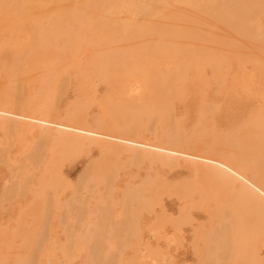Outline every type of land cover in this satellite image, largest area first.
I'll use <instances>...</instances> for the list:
<instances>
[{
  "label": "rangeland",
  "instance_id": "rangeland-1",
  "mask_svg": "<svg viewBox=\"0 0 264 264\" xmlns=\"http://www.w3.org/2000/svg\"><path fill=\"white\" fill-rule=\"evenodd\" d=\"M13 1L22 10L11 7L10 0L0 1V9L5 5L0 10V264H264V134H257L258 123H264V41L252 45L253 35L238 24L235 34L230 33L235 28L224 27V32L216 22L213 29L207 26L211 22L204 26V16L194 6L211 0ZM220 1L215 5L223 15L228 0ZM9 33L19 42L11 41ZM60 52L65 60L57 56ZM218 71L222 78H216ZM167 146H172L169 153ZM240 195L249 201L238 203ZM237 224L243 229L237 244L226 255L219 252V235L231 240Z\"/></svg>",
  "mask_w": 264,
  "mask_h": 264
},
{
  "label": "bare ground",
  "instance_id": "bare-ground-1",
  "mask_svg": "<svg viewBox=\"0 0 264 264\" xmlns=\"http://www.w3.org/2000/svg\"><path fill=\"white\" fill-rule=\"evenodd\" d=\"M0 1H1V0H0ZM11 1H13V0H10V2H11ZM21 1H23V0H21ZM21 1H20V3H21ZM32 1H33V0H32ZM37 1H38V0H37ZM41 1H42V0H41ZM41 1H40V3H41ZM82 1H83V0H82ZM146 1H147V0H146ZM148 1H149V0H148ZM165 1H166V0H165ZM165 1H163V2H165ZM183 1H184V0H183ZM190 1H192V0H190ZM190 1H188V2H190ZM195 1H197V0H195ZM203 1H205V0H203ZM208 1H209V0H208ZM219 1H220V0H219ZM4 2H5V1H4ZM13 2H14V1H13ZM13 2H11V4H10L11 7H12ZM30 2H31V1H30ZM35 2H36V1H33V3H35ZM43 2H45V0H44ZM50 2H52V1H50ZM50 2H49V3H50ZM75 2H76V1H75ZM150 2H151V0H150ZM150 2H149V3H150ZM154 2H161V3H162V0H154ZM168 2H170V1H168ZM171 2H172V0H171ZM171 2H170V3H171ZM175 2H176V0H175ZM179 2H181V1H179ZM188 2H187V3H188ZM206 2H207V1H206ZM216 2H218V0H211V2L209 1L207 4L203 5L204 7H201V6H199V4H196L197 2L195 3L196 5H195L194 7H197V9L194 8V11H195V10H198L199 13L201 12V13L203 14V16H204V17H203V19H204V24H203V21H202V24H203L204 26H205V22H207V23H210V22H211V23H210V26L206 24V25L211 29L212 27L215 28V27H216L215 24L218 23V26H219L218 29H220V28H221L220 26H222V27H223L222 29H223V31L225 32L227 29H224V27H225V28L230 27V28L233 29V28H235V25L237 26V24H238L239 26H240V25L242 26L243 31H246V32H247V33H246L247 35H248V33H250V34L253 35V36H252L253 38L251 37L252 40H253V43L249 40L250 43H251L252 45H253V44L256 45V44H258V43H262V42L264 41V3H263V5H262V4H260L257 0H228V1H226L227 5H228V8H227V7L224 8V9L227 8V9H228V12H226L227 10H223L222 13L226 12V14L224 13L225 15H224V14L221 15V14H220V11H219V7H217L216 5H219V6H220V5H222V4H221V3H220V4H216ZM220 2H222V0H221ZM224 2H225V1H223V3H224ZM5 3H7V2H5ZM23 3H24V2H23ZM33 3H32V4H33ZM56 3H57V2H56ZM71 3H72V2H71ZM152 3H153V2H152ZM198 3H200V2L198 1ZM226 3H224V5H225ZM0 4H1V2H0ZM3 4H4V3H3ZM14 4H15V2H14ZM14 4H13V6H14ZM26 4H27V3H26ZM28 4H30V3L28 2ZM43 4H45V3H43ZM59 4H60V2L58 3V5H59ZM147 4H148V3H147ZM164 4H165V3H164ZM179 4H181V3H179ZM185 4H186V3H185ZM189 4H190V3H189ZM193 4H194V3H193ZM201 4H202V3H201ZM215 4H216V5H215ZM8 5H9V3H8ZM18 5H19V4H18ZM22 5H23V4H22ZM60 5H61V4H60ZM74 5H75V4H74ZM151 5H153V4H150V6H151ZM186 5H187V4H186ZM227 5H226V6H227ZM41 6H42V5H41ZM45 6H46V5H45ZM53 6H55V5H53ZM179 6H180V5H178L177 7H179ZM4 7H5V5L2 7V9H3ZM8 7H9V6H8ZM21 7H22V6H21ZM21 7L19 6L18 10H19ZM30 7H31V6H30ZM30 7H29V8H30ZM55 7H56V6H55ZM55 7H53V8H55ZM153 7H154V5H153ZM159 7H161V6H159ZM162 7H163V6H162ZM172 7H174V5H172ZM185 7L187 8V6H185ZM222 7H223V6H222ZM0 8H1V7H0ZM9 8H10V7H9ZM9 8H8V11H9ZM13 8H15V10H16V5H15ZM32 8H34V7H32ZM32 8L30 9L31 11H32ZM56 8H57V7H56ZM59 8H60V7H59ZM77 8H78V7H77ZM111 8H112V7H111ZM186 8H184V9H185L184 12L188 10V8H187V10H186ZM191 8H192V2H191ZM2 9H0V10L2 11ZM35 9H36V8H35ZM35 9H34V10H35ZM41 9H43V8H41ZM41 9H40V10H41ZM57 9H58V8H57ZM73 9H74V8H73ZM168 9H170L169 5H168ZM178 9H183V8L180 7V8H178ZM178 9H176V10L179 11ZM10 10H11V8H10ZM15 10H14V11H15ZM18 10H16V11H18ZM21 10H22V8H21ZM26 10H27V9H25L24 12H25ZM53 10H54V9H53ZM53 10H51L50 13L53 12ZM176 10L174 9V12L177 13V14L179 15V13L176 12ZM11 11H12V10H11ZM11 11H10L9 13H11ZM16 11H15V12H16ZM54 11H56V9H55ZM60 11H61V10H60ZM74 11H75V10H74ZM15 12H14V13H15ZM24 12H23V14H24ZM27 12H28V10H27ZM76 12H77V11H76ZM76 12H75V13H76ZM78 12H79V11H78ZM78 12H77V13H78ZM179 12H180V11H179ZM188 12H189V11H188ZM192 12H193V11H192ZM6 13H7V12H6ZM14 13H13V15H14ZM19 13H20V11H19L18 13H16V14H19ZM50 13H49L48 15L45 14L44 16L47 15V17L49 18V17H51V16H49V15L52 14V13H51V14H50ZM60 13H62V12H60ZM160 13H161V12H160ZM199 13H197V14H199ZM21 14H22V13H21ZM21 14H20V16H26V15H21ZM35 14H36V11H35ZM38 14H39V13H38ZM38 14H37V15H38ZM42 14H43V13H42ZM78 14H79V13H78ZM78 14H77V16H78ZM184 14H185V13H184ZM186 14H187V13H186ZM193 14H195V12H193ZM7 15H8V14H7ZM29 15H30V14H29ZM29 15H28V16H29ZM59 15H61V14H59ZM82 15H83V14H82ZM220 15H221V16H220ZM3 16H4V15H3ZM3 16H2V18H3ZM9 16H10V15H9ZM16 16H17V15H16ZM20 16H18V17H20ZM54 16L57 17V15H55V14H54ZM61 16H62V15H61ZM120 16H121V15H120ZM169 16H170V15H169ZM197 16H200V15H197ZM56 17L53 18V19H56V20H57L58 17H57V18H56ZM73 17H74V16H73ZM161 17H162V16H161ZM182 17H183V16H182ZM186 17L189 18L190 15H189V16H186ZM7 18H8V17H7ZM29 18H30V17H29ZM41 18H43V17H41ZM48 18H47V19H48ZM63 18H65L64 15H63V17L61 18V20H62ZM201 18H202V16H201ZM13 19H14V18H13ZM20 19H22V18H20ZM20 19H18V20H20ZM45 19H46V18H45ZM51 19H52V18H51ZM51 19H50V21H51ZM53 19H52V21H53ZM80 19H81V16H80ZM80 19H79V20H80ZM82 19H83V18H82ZM175 19H176V18H175ZM191 19H192V18H191ZM191 19H190V20H191ZM9 20H10V19H9ZM23 20H24V18H23ZM23 20H20V21H23ZM31 20H33V19L31 18ZM43 20H44V19H43ZM43 20L41 19V21H43ZM58 20H60V18H59ZM58 20H57V21H58ZM77 20H78V19H77V17H76V21H77ZM124 20H125V19H124ZM166 20H168V18H167ZM179 20H180V19H179ZM197 20H198V19H197ZM7 21H8V20H7ZM14 21H15V20H14ZM20 21H19V22H20ZM45 21H47V20H45ZM67 21H68V20H67ZM76 21H75V22H76ZM186 21L188 22V20H186ZM192 21H194V20H192ZM16 22H17V21H16ZM65 22H66V21L63 20V23H62L63 25H62V26L65 25ZM195 22H196V20H195ZM215 22H216V23H215ZM17 23H18V22H17ZM26 23H27V22H26ZM28 23H29V21H28ZM48 23H49V22H48ZM52 23H53V22H52ZM55 23H56V22H55ZM58 23H60V22L58 21ZM84 23H85V22H84ZM84 23H83V26L86 25V24L84 25ZM141 23H142V22H140V24H141ZM155 23H157V22H155ZM177 23H178V22H177ZM184 23H185V22H184ZM198 23H199V22H198ZM200 23H201V22H200ZM200 23H199V24H200ZM212 23H215V24L212 26ZM8 24H9V22H8ZM12 24H13V23H12ZM32 24L34 25V21H33ZM32 24H31V25H32ZM44 24H45V23H44ZM46 24H47V23H46ZM49 24H50V23H49ZM185 24H186V23H185ZM3 25H4V24H3ZM20 25H22V24L20 23ZM20 25H19V27H20ZM27 25H28V24H27ZM27 25H26L25 27H27ZM29 25H30V23H29ZM31 25H30V27H31ZM42 25H43V24H42ZM50 25H51V24H50ZM81 25H82V24H81ZM81 25H80V26H81ZM190 25H191V24H190ZM23 26H24V25H23ZM34 26H36V25H34ZM67 26H68V25H67ZM141 26H142V25H141ZM182 26H184V25H182ZM200 26H202V25H200ZM200 26L198 25V27H200ZM233 26H234V27H233ZM239 26H237V27H239ZM0 27H1V26H0ZM17 27H18V24H17ZM19 27H18V29H20ZM44 27H46V25H45ZM54 27H55V26H54ZM142 27H145V23H144V26H142ZM166 27H167V26H166ZM166 27H165V28H166ZM172 27H173L174 29H177V28L174 27L173 25H172ZM9 28H10V27H9ZM23 28H24V27H23ZM48 28H49V27H48ZM62 28H63V27H62ZM62 28H61V29H62ZM87 28H88V26H87ZM165 28H164V30H165ZM181 28H183V27H181ZM184 28H185V27H184ZM184 28H183V30H187V29H188V28H186V29H184ZM200 28H201V27H200ZM200 28H199V30H200ZM230 28H229V29H230ZM239 28H240V27H239ZM10 29H11V28H10ZM12 29H14V26H13ZM12 29H11V31L13 32ZM27 29H28V28H27ZM27 29H26V30H27ZM52 29H53V28H52ZM52 29H51V30H52ZM58 29H59V28H58ZM58 29L55 28V30H58ZM61 29H60V30H61ZM65 29H66V26H65ZM65 29H63V30H65ZM78 29H79V26H78ZM88 29H89V28H88ZM171 29H172V28H171ZM193 29L195 30V28H193ZM196 29H197V28H196ZM212 29H213V28H212ZM7 30H8V29H7ZM16 30H17V29H16ZM29 30H30V29H29ZM38 30H39V29H38ZM73 30H74V28H73ZM80 30H81V28H80ZM80 30H79V31H80ZM89 30H90V29H89ZM188 30H189V29H188ZM205 30H206V28H205ZM230 30H231V29H230ZM3 31H4V30H3ZM8 31H9V30H8ZM8 31H7V32H8ZM18 31H19V30H17V32H18ZM30 31H31V30H30ZM30 31H29V32H30ZM32 31H33V30H32ZM65 31L67 32V30H65ZM68 31H69V30H68ZM75 31H76V30H75ZM86 31H87V30H86ZM176 31H177V30H176ZM209 31H210V30H209ZM221 31H222V30H221ZM221 31H220V32H221ZM235 31H236V28H235L234 32H230V33L235 34ZM240 31H241V30H240ZM5 32H6V30H5ZM33 32H34V31H33ZM41 32H42V31H41ZM52 32H54V31H52ZM63 32H64V31H63ZM71 32H72V30L70 29V33H71ZM77 32H78V31H77ZM77 32H75V33H77ZM87 32H88V31H87ZM102 32H103V31H102ZM102 32H101V33H102ZM130 32H131V31H130ZM160 32H161V31H160ZM168 32H169V31H168ZM170 32H171V31H170ZM183 32H184V31H183ZM188 32H189V31H188ZM188 32H187V33H188ZM18 33L22 34L20 31H19ZM35 33H36V31L34 32V34H35ZM57 33H58V32H57ZM60 33H61V31H60ZM84 33H85V31H84ZM88 33H89V32H88ZM184 33H185V32H184ZM184 33H183V34H184ZM195 33H196V32H194V34H195ZM237 33H238V31H237ZM31 34H33V33L30 32L29 35H31ZM38 34H39V32H38ZM52 34H53V33H52ZM73 34H74V33H73ZM79 34H80V33H79ZM104 34H105V33H104ZM107 34H108V33H107ZM111 34H113V33H111ZM160 34H161V33H160ZM176 34H177V33H176ZM181 34H182V33H181ZM183 34L180 35V36H183ZM189 34H190V33H189ZM191 34H192V33H191ZM214 34H217V33L214 32ZM226 34H228V33H226ZM239 34L241 35V32H239ZM244 34H245V33H244ZM250 34H249V35H250ZM12 35L15 36V33L13 32ZM36 35H37V34H36ZM54 35H56V32L54 33ZM58 35H59V34H58ZM62 35H63V34H62ZM66 35L68 36L69 34L66 33ZM85 35H87V34H85ZM165 35H166V34H165ZM219 35H220V34H219ZM242 35H243V34H242ZM20 36H21V35H20ZM20 36H19V38H20ZM34 36H35V35H34ZM39 36H40V35H39ZM45 36H47V35H45ZM59 36H61V34H60ZM75 36H76V35H75ZM75 36H74V37H75ZM78 36H79V35H77V37H78ZM166 36H167V35H166ZM185 36H187V35H185ZM194 36H196V37H193V39H194V38L196 39L197 37H199V36L196 35V34H195ZM213 36H214V35H213ZM231 36H232V35H231ZM231 36H230V37H231ZM236 36H237V35H236ZM17 37H18V36L16 35V37H14V39H13V38L11 39V34L9 33V38H10L11 41H13V40H14V41H17V39H16ZM30 37H32V36H30ZM35 37H36V36H35ZM37 37H38V35H37ZM69 37H70V36H69ZM100 37H101V36H100ZM189 37H190V36H189ZM230 37H228V38H230ZM4 38H6V37H4ZM33 38H34V37H33ZM33 38H32V40H33ZM44 38H45V37H44V35H43V38H41V39H44ZM61 38H62V37H61ZM79 38H80V37H79ZM83 38H84V37H83ZM158 38H159V37H158ZM160 38H161V37H160ZM181 38H182V37H181ZM214 38H215V37H214ZM231 38H232V37H231ZM231 38H230V39H231ZM238 38H239V36H238ZM7 39H8V38H7ZM15 39H16V40H15ZM20 39H21V38H20ZM36 39H37V38H36ZM38 39L40 40V38H38ZM165 39H166V38H165ZM168 39H169V38H168ZM176 39H177V38H176ZM176 39H173V40L175 41ZM183 39H185V38H183ZM183 39H182V40H183ZM193 39H192V40H193ZM199 39H200V37H199ZM199 39H198V40L196 39V40H197L196 42H198ZM233 39H234V38H233ZM247 39H248V38H247ZM22 40H23V39H22ZM22 40H21V44L24 45L25 43L23 44L24 41H22ZM27 40H28V39H27ZM27 40L25 41L26 43H27ZM85 40H86V39H85ZM85 40H84V41H85ZM158 40H159V39H158ZM158 40H157V41H158ZM161 40H162V39H161ZM180 40H181V39H180ZM228 40H229V39H228ZM0 41H1V40H0ZM7 41H8V40H7ZM28 41H29V40H28ZM30 41H31V40H30ZM73 41H74V39H73ZM81 41H82V40H81ZM165 41H166V40H165ZM2 42H4V41H1V43H2ZM9 42H10V41H9ZM9 42H8V43H9ZM17 42H19V40H18ZM17 42H16V44H17ZM33 42H35V41H33ZM42 42H43V40H42ZM42 42H40V43H42ZM55 42H56V41H55ZM76 42H77V41H76ZM98 42H99V41H98ZM163 42H164V40H163ZM168 42H169V40H168ZM192 42H194V41H192ZM233 42H234V40H233ZM5 43H7V42H5ZM11 43L13 44V42H10V44H9L10 46L8 45L10 48H11ZM14 43H15V42H14ZM30 43H31V42H30ZM35 43H36V42H35ZM37 43H38V41H37ZM45 43H47V44L49 45L48 42H45ZM50 43H51V42H50ZM56 43H57V42H56ZM56 43H55V44H56ZM65 43L67 44L68 42L65 41ZM160 43H161V42H160ZM166 43H167V42H166ZM166 43H165V44H166ZM172 43H173V42H172ZM174 43H175V42H174ZM194 43H195V42H194ZM199 43H200V42H199ZM199 43H196V44H198V46L195 44V46H197L198 49H199V46H200ZM236 43H237V42H236ZM242 43H243V42H242ZM245 43H246V42H245ZM2 44H3V43H2ZM21 44H18V45L22 46ZM32 44H33V43H32ZM66 44H65V45H66ZM161 44H162V43H161ZM161 44H160V47L163 45V44H162V45H161ZM177 44H178V42H177ZM248 44H249V43H248ZM25 45H26V44H25ZM27 45H28V43H27ZM30 45H31V44H29V46H30ZM42 45H43V43H42ZM44 45H45V44H44ZM57 45H58V44H57ZM57 45H56V46H57ZM71 45H72V44H71ZM85 45H86V43H85ZM103 45H104V44H103ZM153 45H154V44H153ZM174 45H175V44H174ZM180 45H182V43H181ZM249 45H250V44H249ZM0 46H1V45H0ZM5 46H6V45H5ZM5 46H4V47H5ZM29 46H28V47H29ZM32 46L35 47V44L32 45ZM53 46H54V45H53ZM58 46H60V47L62 48V50H63V48H65V47H63V46H64L63 44H60V45H58ZM92 46H93V45H92ZM158 46H159V44H158ZM164 46L166 47V45H164ZM164 46H162V47H164ZM172 46H173V45H172ZM172 46H171V47H172ZM250 46H251V45H250ZM250 46H249V47H250ZM259 46H260V45H259ZM263 46H264V45H263ZM9 47H8V48H9ZM22 47H23V46H22ZM54 47H55V46H54ZM60 47H59V48H60ZM70 47H71V46H70ZM77 47H78V45H77ZM77 47H76V48H77ZM105 47H106V45H105ZM151 47H152V46H151ZM178 47H180V46L178 45V46L176 47V51L179 50ZM191 47H192V46H191ZM247 47H248V46H247ZM5 48H7V47H5ZM35 48H36V47H35ZM40 48H41V47H40ZM59 48H58V49H59ZM182 48H183V47H182ZM220 48H221V47H220ZM258 48H259V47H255V49H257V50H258ZM263 48H264V47L261 46V49H263ZM18 49H19V48H18ZM18 49H17V50H18ZM28 49H29V48H28ZM52 49H54V48L52 47ZM55 49H56V47H55ZM70 49H71V48H70ZM155 49H156V48H155ZM157 49H160V48L158 47ZM162 49L165 50L166 48H162ZM169 49H170V48H169ZM191 49H192V48H191ZM259 49H260V48H259ZM1 50H2V47H1ZM1 50H0V51H1ZM12 50H13V49H12ZM15 50H16V49H15ZM42 50H43V49H42ZM42 50L40 51V53H43ZM160 50H161V49H160ZM171 50H174V48H172ZM253 50H254V49H253ZM30 51H31V50H30ZM30 51H29V52H30ZM38 51H39V49H38ZM46 51H47V46H46ZM51 51H52V50H51ZM51 51H50V52H51ZM53 51H54V50H53ZM58 51H60V50H58ZM73 51H74V49H73ZM73 51H70V52L67 51V52H69L68 54H70V53L73 52ZM161 51H162V50H161ZM161 51H158V52H161ZM167 51H168V50H167ZM179 51H180V50H179ZM187 51H188V50H187ZM212 51H213V50H212ZM240 51H241V50H240ZM249 51H250V50H249ZM61 52H62V51H61ZM61 52H60V53H61ZM67 52H66V53H67ZM104 52H105V51H104ZM108 52L110 53L109 49H107V53H108ZM163 52H164V51H163ZM169 52H170V51H169ZM174 52H175V51H174ZM194 52H195V51H194ZM223 52H224V51H223ZM223 52H222V53H223ZM256 52H257V51H256ZM263 52H264V51H263ZM62 53H64V52H62ZM62 53H61V54H58V53H57V54H58L57 56L62 55V57H63V54H62ZM66 53H65V54H66ZM75 53H76V52H75ZM92 53H93V52H92ZM105 53H106V52H105ZM115 53H116V52H115ZM170 53H171V52H170ZM176 53H177V52H176ZM201 53H202V52H201ZM212 53H213V52H212ZM222 53H221V54H222ZM258 53H259V52H257V54H258ZM48 54H49V52H48ZM72 54H74V52H73ZM76 54H77V53H76ZM94 54H95V53H94ZM154 54H155V53H154ZM154 54H153V55H154ZM156 54H157V53H156ZM165 54H168V53H165ZM187 54H188V53H187ZM192 54H193V53H192ZM205 54H206V53H205ZM225 54H226V53H225ZM225 54L222 55V56L225 57ZM227 54H228V52H227ZM255 54H256V53H255ZM259 54H260V53H259ZM162 55H163V54H162ZM171 55H172V54H171ZM178 55H180V54H178ZM206 55H207V54H206ZM216 55H217V54H216ZM242 55H243V54H242ZM28 56H29V55H28ZM69 56H70V55H69ZM71 56H72V55H71ZM74 56H76V55H74ZM118 56H119V55H118ZM126 56H127V55H126ZM156 56H157V55H156ZM163 56H165V55H163ZM169 56H170V54L168 55V57H169ZM185 56H186V55H185ZM226 56H227V55H226ZM35 57H36V56H35ZM62 57L59 58V59H61L62 61H64L66 56L63 57L64 60H63ZM110 57H111V56H110ZM112 57H113V56H112ZM116 57H117V56H116ZM173 57H175V56H173ZM186 57H187V56H186ZM188 57H189V56H188ZM212 57H213V56H212ZM220 57H221V56H220ZM223 57H221L220 60H221ZM257 57H258V55H257ZM57 58H58V57H57ZM73 58H74V57H73ZM92 58H93V57H92ZM123 58H124V57H123ZM153 58H155V57L153 56ZM162 58L164 59V57H162ZM165 58H166V57H165ZM209 58H210V57H209ZM233 58H234V57H233ZM55 59H56V58H55ZM74 59H75V58H74ZM74 59H73V60H74ZM107 59H108V58H107ZM107 59H106V61H107ZM166 59H168V58H166ZM171 59H172V57H171ZM187 59H188V58H187ZM196 59H197V57L195 58V60H196ZM198 59H199V58H198ZM200 59H202V56H201ZM204 59H205V58H204ZM218 59H219V57H218ZM224 59H225V58H224ZM226 59H227V58H226ZM229 59H230V58H229ZM235 59H236V57H235ZM76 60H77V59H76ZM125 60H126V59H125ZM164 60H165V59H164ZM164 60H163V61H164ZM168 60H169V59H168ZM202 60H203V59H202ZM237 60H238V59H237ZM51 61H52V60H51ZM62 61H61V62H62ZM97 61H98V60H97ZM127 61H128V60H127ZM163 61H162V63H163ZM193 61H194V60H193ZM198 61H200V60H198ZM204 61H205V60H204ZM223 61H224V60H223ZM238 61H239V60H238ZM245 61H246V60H245ZM249 61H251V60H249ZM253 61H254V60H253ZM256 61H257V60H256ZM256 61H254V63H256ZM258 61H259V60H258ZM258 61H257V63H258ZM19 63H20V61H19ZM24 63H25V61H24ZM73 63H74V61H73ZM107 63H108V61H107ZM130 63H131V61H130ZM159 63H160V61H159ZM162 63H161V64H162ZM217 63H218V61H217ZM251 63H252V61H251ZM102 64H103V63H102ZM102 64H101V65H102ZM154 64H155V63H154ZM179 64H180V63H179ZM182 64H183V63H182ZM204 64H205V63H204ZM213 64H215V63H213ZM218 64H219V63H218ZM101 65H100V66H101ZM106 65H107V64H106ZM132 65H133V64H132ZM201 65H202V64H201ZM206 65H207V64H206ZM235 65L237 66L238 64L235 63ZM48 66H49V65H48ZM109 66H110V65H109ZM115 66H116V65H115ZM156 66H157V65H156ZM184 66H185V65H184ZM198 66H199V68L201 67L200 65H198ZM236 66H234V67H236ZM239 66H240V65H239ZM239 66H237L236 68H239ZM252 66H253V65H252ZM254 66H255V65H254ZM254 66H253V67H254ZM15 67H16V66H15ZM50 67H51V66H50ZM105 67H106V66H105ZM182 67H183V66H182ZM206 67H207V66H206ZM208 67H209V66H208ZM229 67H230V66H229ZM260 67H261V66H260ZM25 68H26V67H25ZM149 68H150V67H149ZM183 68H184V67H183ZM187 68H188V67H187ZM189 68H190V67H189ZM193 68H194V67H193ZM193 68H192V69H193ZM199 68H197V69H199ZM212 68H213V67H212ZM214 68H215V67H214ZM224 68H225V67H224ZM23 69H24V68H23ZM23 69H22V70H23ZM92 69H94V68H92ZM122 69H123V68H122ZM170 69H171V68L169 67V70H170ZM175 69H176V68H175ZM184 69H185V68H184ZM197 69H196V70H197ZM228 69H229V68H228ZM228 69H226V70H228ZM25 70H26V69H25ZM45 70H46V69H45ZM157 70H159V69H157ZM178 70H180V69H178ZM186 70H187V69H186ZM193 70H194V69H193ZM193 70H192V71H193ZM196 70H195V71H196ZM199 70H200V69H199ZM201 70H202V69H201ZM239 70H240V68H239ZM239 70H236V71L239 72ZM242 70H244V69L242 68ZM253 70H255V71H256V70H259V72H260V69H257V68H254ZM51 71H52V70H51ZM97 71H98V70H97ZM155 71H156V70H155ZM181 71H182L183 74H184V71H183V70H181ZM212 71H213V69H212ZM223 71H224V69H223ZM45 72H46V71H45ZM47 72H48V70H47ZM169 72H170V71H169ZM169 72H168V73H169ZM186 72H187V71H186ZM197 72H198V71H197ZM199 72H200V71H199ZM203 72H204V70H203ZM215 72H216V71H215ZM218 72H219V71H218ZM224 72H227V71H224ZM224 72H223V73H224ZM250 72H251V71H250ZM253 72H254V71H252V73H253ZM256 72H257V71H256ZM14 73H15V72H14ZM19 73H20V72H19ZM158 73H159V75H160V72H159V71H158ZM175 73H176V72H175ZM195 73H196V72H195ZM195 73H194V74H195ZM216 73H217V72H216ZM243 73H245V72L242 71V74H243ZM262 73H263V72H262ZM262 73L260 72V74H262ZM25 74H26V73H25ZM25 74H24V75H25ZM48 74H49V73H48ZM54 74H55V73H54ZM166 74H167V73H166ZM183 74H182V76H184ZM185 74H186V73H185ZM192 74H193V73H192ZM219 74H220V72L218 73V75H217V77H216V78H218V79H219L220 77H221V78L223 77L222 75L219 76ZM235 74L238 75L237 72H236ZM242 74H241V75H242ZM11 75H13V74L11 73ZM16 75H17V74H16ZM111 75H112V74H111ZM126 75H127V74H126ZM155 75H156V74H155ZM178 75H179V74H178ZM178 75H177V76H178ZM190 75H191V74H190ZM197 75H198V73H197ZM211 75H213V72H212ZM223 75H224V74H223ZM232 75H233V74H232ZM251 75H252V74H251ZM253 75H254V74H253ZM256 75H257V73H256ZM258 75H259V74H258ZM43 76H44V75H43ZM43 76H42V78H43ZM51 76H52V75H51ZM199 76H200V74H199ZM215 76H216V75H215ZM218 76H219V77H218ZM225 76H226V75H225ZM242 76H243V75H242ZM261 76H262V75H261ZM46 77H47V76H46ZM48 77H49V76H48ZM157 77H159V76H157ZM157 77H156V79L158 80ZM191 77H192V75H191ZM191 77H190V78H191ZM194 77H195V76H194ZM202 77H203V79H204V76H202ZM202 77H201V79H198V77H195L196 79H195V78H194V79H195V80H197V79H198V80H203ZM211 77H212V76H211ZM211 77L209 78V79H210V82H212V81H211V80H212ZM230 77H231V76H230ZM233 77H234V75H233ZM235 77H236V76H235ZM243 77H244V76H243ZM245 77H246V74H245ZM250 77H251V76H250ZM257 77H258V76H257ZM263 77H264V76H263ZM263 77H262V78H263ZM11 78H14V77L12 76ZM22 78H23V77H22ZM172 78H174V76H173ZM178 78H179V76H178ZM180 78L182 79V77H180ZM180 78H179V79H180ZM192 78H193V77H192ZM192 78L189 79V80H192V81H193L194 79H192ZM216 78H215V79H216ZM253 78H254V77H252L251 79H253ZM49 79H50V78H49ZM159 79H160V78H159ZM181 79H180V80H181ZM215 79H213V81H215ZM232 79H233V78H231V81H232ZM238 79H239V77H238ZM4 80H5V79H4ZM12 80H13V79H12ZM148 80H149V79H148ZM180 80H178V81H180ZM187 80H188V79H187ZM195 80H194V81H195ZM204 80L206 81V78H205ZM204 80H203V82H204ZM254 80H255V79H254ZM256 80H257V79H256ZM46 81H48V80H46ZM46 81H45V82H46ZM50 81H51V80H50ZM161 81H162V80H161ZM208 81H209V80H208ZM208 81H207V82H208ZM217 81H218V80H216V82H217ZM231 81H230V82H231ZM250 81H252V80H250ZM257 81H258V80H257ZM259 81H260V80H259ZM259 81H258V82H259ZM45 82H44V83H45ZM182 82H183V81H182ZM182 82H181V83H182ZM189 82L191 83V81H189ZM195 82H196V81H195ZM197 82H198V81H197ZM197 82L194 83V84H197ZM199 82H201V81H199ZM261 82H262V81H261ZM261 82H260V83H261ZM42 83H43V82H42ZM51 83H52V82H51ZM187 83H188V82H187ZM251 83H252V82H251ZM254 83H256V82H254ZM262 83H264V80H263ZM9 84H10V83H9ZM185 84H186V83H185ZM198 84H199L198 86L200 87L201 83H198ZM203 84H204V83H202V87L205 89L204 85H205L206 83H205L204 85H203ZM207 84H208V83H207ZM215 84H217V83H215ZM256 84H257V83H256ZM256 84H255V85H256ZM43 85H44V84H43ZM163 85H164V82H163ZM192 85H193V83H192ZM208 85H209V84H208ZM252 85H254V84H252ZM252 85H251V86H252ZM259 85H260V84H259ZM259 85H258V86H259ZM262 85H263V84H262ZM11 86H12V85H11ZM165 86H166V85H165ZM180 86H181L180 88H182V85H180ZM188 86H189V85H188ZM193 86H194V85H193ZM193 86H192V87H193ZM46 87H48V86H46ZM206 87H207V85H206ZM262 87H264V85H263ZM262 87H259V88L261 89ZM57 88H58V87H57ZM250 88H251V87H250ZM253 88H254V86H253ZM253 88H252V89H253ZM259 88H257V91L259 90ZM163 89H164V91H165V88H163ZM185 89H187V88H185ZM204 89H202V90L204 91ZM262 89H263V88H262ZM262 89H261V90H262ZM25 90H26V89H25ZM199 90H200V89H199ZM254 90H255V89H254ZM263 90H264V89H263ZM47 91H48V90H47ZM203 91H200V92H202V94H204L205 92H203ZM205 91H206V90H205ZM249 91H250V90H249ZM40 92H41V91H40ZM166 92H167V91H166ZM181 92H182V91H181ZM259 92H260V90H259ZM263 93H264V91H263ZM263 93H262L261 95H260V93H259V95L262 96ZM160 94H161V93H160ZM170 94H171V93H170ZM202 94H199V96H201ZM257 94H258V92H257ZM160 96H161V95H160ZM175 96H177V95H175ZM8 97H9V96H8ZM161 97H162V96H161ZM201 97H206V96H205V95H202ZM18 98H19V97H18ZM159 98H160V97H159ZM162 99H164V98H162ZM263 99H264V97H263ZM165 100H166V99H165ZM201 100L203 101L204 98H202V99L200 98V101H201ZM261 100H262V99H261ZM19 101H20V100H19ZM180 101H182V100H180ZM263 102H264V100H263ZM203 103H204V101H203ZM263 105H264V103H263ZM262 108H264V106H263ZM262 110H264V109H262ZM131 111H132V110H131ZM133 111H134V110H133ZM200 111H201V110H200ZM207 111H208V110H207ZM18 112H19V111H18ZM202 112H203V111H202ZM263 112H264V111H263ZM133 113H134V112H133ZM144 114H145V113H144ZM134 115H135V114H134ZM136 115H139V113L136 114ZM201 115H202V114H201ZM7 116H8V115H7ZM139 116H141V115H139ZM202 116H204V115H202ZM261 116H262V115H261ZM263 117H264V116H263ZM256 120H257V119H256ZM256 120H255V121H256ZM258 120H259V119H258ZM161 121H162V119H161ZM163 121H164V120H163ZM167 121H168V120H167ZM260 122H261V120H260ZM255 123H256V122H255ZM258 124H259L258 127L261 129V132H259V133H257V134H260L259 136H261V135H262L261 133L264 134V123H262V124L258 123ZM176 125H177V123H176ZM176 125H175V126H176ZM256 125H257V124H256ZM256 125H255V128H256ZM176 127H177V126H176ZM258 127H257V129H258ZM255 128H254V129H255ZM243 129H244V128H243ZM245 129H246V128H245ZM179 131H180V130H179ZM259 131H260V130H259ZM175 133H176V131H175ZM193 134H194V133H193ZM257 134H256V135H257ZM176 135H177V134H176ZM177 136H178V135H177ZM235 136H236V135H235ZM251 136H252V135H251ZM259 136H258V137L255 136V137L258 138L259 141L264 140V139H262L264 136H262V138L260 137L261 140L259 139ZM178 137H180V136H178ZM181 137H182V136H181ZM192 137H193V136H192ZM255 137H254V138H255ZM182 138H183V137H182ZM246 138H247V137H246ZM172 139H173V138H172ZM176 139H177V137H176ZM178 139H179V138H178ZM244 139H245V137H244ZM248 139H249V138H248ZM185 140H187V139H185ZM247 141H248V140H247ZM252 141H253V140H252ZM254 141H255V143H256L257 140H254ZM122 142H123V141H122ZM170 142H171V145H172V142H173V141H170ZM175 142H176V141H175ZM226 142H227V141H226ZM37 143H38V142H37ZM210 143H211V142H210ZM230 143H231V142H230ZM244 143H245V141H244ZM255 143H254V144H255ZM260 143H261V146L264 145V142H263V143L260 142ZM178 144H180V143L178 142ZM231 144H232V143H231ZM242 144H243V143H242ZM246 144H248V143H246ZM167 145H169V144L167 143ZM173 145H175V144L173 143ZM249 145H251V144H249ZM249 145H247V146L249 147ZM252 145H253V143H252ZM252 145H251V146H252ZM164 146H165V144H164ZM176 146H177V145H176ZM255 146H256V144H255ZM255 146H254V147H255ZM261 146H259V147H261ZM263 147H264V146H263ZM149 148H150V147H149ZM168 148H169V150H170V148H172V146H171V147H168V146H167V150H168ZM238 148H239V146H238ZM246 148H247V147H246ZM250 148H251V147H250ZM252 148H253V147H252ZM144 149H145V148H144ZM173 149H174V148H173ZM254 149H256V148H254ZM160 150H162V149H160ZM169 150H168V153H169ZM171 150H172V149H171ZM174 150H175V149H174ZM248 150H249V148H248ZM256 150H257V149H256ZM262 150H263V149H262ZM151 151H152V149H151ZM151 151H150V152H151ZM172 151H173V150H172ZM250 151H251V150H250ZM181 152H182V151H181ZM255 152H257V151H255ZM142 153H143V151H142ZM148 153H149V152H148ZM157 153H158V152H157ZM164 153H165V152H164ZM172 153H173V152H172ZM258 153L260 154V152H258ZM170 154H171V153H170ZM174 154H175V153H174ZM203 154H204V153H203ZM147 155H148V154H147ZM158 155H159V154H158ZM164 155H165V154H164ZM167 155H168V154H167ZM245 155H246V154H245ZM254 155H256V154L254 153ZM103 156H104V155H103ZM151 156H152V155H151ZM173 156H174V155H173ZM147 157H149V156H147ZM158 157H159V156H158ZM164 157H165V156H164ZM256 157H258V156H256ZM106 158H107V157H106ZM150 158H151V157H150ZM155 158H156V157H155ZM161 158H162V157H161ZM167 158H169V157H167ZM171 158H172V157H171ZM261 158L264 159L263 156H262ZM261 158H260V156H259V158H257L256 161H259V159L261 160ZM188 159H189V158H188ZM248 159H249V158H248ZM255 159H256V158H255ZM111 160H112V159H111ZM170 160L173 161V159H170ZM109 161H110V160H109ZM165 161H166V160H165ZM223 161H224V160H223ZM225 161H226V160H225ZM256 161H255V162H256ZM104 162H105V161H104ZM163 162H164V161H163ZM166 162H167V161H166ZM220 162H221V161H220ZM220 162H219V163H220ZM227 162H228V161H227ZM248 162H249V161H248ZM260 162L263 163V161H260ZM99 163H100V162H99ZM108 163H109V162H108ZM168 163H169V162H168ZM172 163H173V162H172ZM230 163H231V162H230ZM241 163H242V162H241ZM110 164H111V163H110ZM163 164H164V163H163ZM166 164H167V163H166ZM205 164H206V163H205ZM228 164H229V162H228ZM235 164H236V163H235ZM251 164H252V163H251ZM251 164H250V165H251ZM254 164H256V163H254ZM167 165H168V164H167ZM259 165H260V164H259ZM262 165H263V164H262ZM105 166H106V165H105ZM168 166H169V165H168ZM253 166H255V165H253ZM253 166H252V168H253ZM96 167H97V166H96ZM220 167H221V166H220ZM227 167H228V165H227ZM259 167H260V166H259ZM234 168H235V167H234ZM219 169H220V170H219ZM219 169H218L219 171H222V170H223V169L221 170V168H219ZM229 169H230V168H229ZM237 169H238V167H237ZM237 169H236V170H237ZM245 169H246V168H245ZM253 169H254V168H253ZM105 170H106V169H105ZM224 170H225V168H224ZM258 170H259V169H258ZM262 170H263V169H261V171H262ZM107 171H108V170H107ZM228 171H229V170H228ZM104 172H105V171H104ZM108 172H109V171H108ZM216 172H217V171H216ZM230 172H231V169H230ZM262 172H263V171H262ZM223 173H224V172H223ZM237 173H238V172H237ZM244 173H245V172H244ZM217 174H220V173H217ZM226 174H227V173H226ZM228 174H230V173H228ZM255 174H256V173H255ZM99 175H100V174H99ZM215 175H216V174H215ZM220 175H221V174H220ZM256 175H257V174H256ZM221 176H223V178H224L225 176L227 177V175H225V174H223V175H221ZM216 177H218V176L216 175ZM234 177H236V175H235ZM257 177H259V174H258ZM260 177H262V176H260ZM97 178H98V177H97ZM239 178H241V177H239ZM239 178H238V179H239ZM205 179H206V178H205ZM221 179H222V177H221ZM228 179H230V177H229ZM230 180H231V179H230ZM234 180H235V179H234ZM250 180H251V179H250ZM239 181H240V180H239ZM257 181H258V180H257ZM259 181H260V180H259ZM106 182H107V181H106ZM220 182H221V181H220ZM236 182H237V181H236ZM250 182H251V181H250ZM250 182H249V183H250ZM254 182H255V181H254ZM222 183H223V182H222ZM259 183L261 184V182H259ZM219 184H220V183H219ZM227 184H228V183H227ZM245 184H246V183H245ZM256 184H257V183H256ZM256 184H254V186H256ZM260 184L258 185L259 187H260ZM147 185H148V184H147ZM220 185H221V184H220ZM223 185H224V184H223ZM182 186H183V185H182ZM216 186H217V185H216ZM248 186H249V185H248ZM254 186H253V188H254ZM258 186H257V187H258ZM144 187H145V186H144ZM244 187H245V185H244ZM259 187H258V188H259ZM213 188H214V187H213ZM241 188H243V187H241ZM247 188H248V187H246V189H247ZM171 189H172V188H171ZM176 189H177V188H176ZM246 189H244V190L246 191ZM249 189H251V188L249 187ZM249 189H248V190H249ZM256 189H257V188H256ZM256 189H255V190H256ZM259 189H260V188H259ZM248 190H247V191H248ZM253 190H254V189H253ZM262 190H264V189H262ZM216 191H217V190H216ZM247 191H246V192H247ZM259 191H260V190H259ZM259 191H258V192H259ZM200 192H201V191H200ZM248 192H249V191H248ZM184 193H185V192H184ZM252 193H254V194H256V196H258L256 192L252 191ZM252 193H251V194H252ZM260 193H263V192H260ZM243 194H244V193H243ZM243 194H242V195H243ZM249 194H250V193H249ZM249 194H248V198H249V197L251 198V196H249ZM251 194H250V195H251ZM136 195H137V194H136ZM238 195H239V194H238ZM173 196H174V195H173ZM236 196H237V195H236ZM243 196H245V194H244ZM252 196H253V195H252ZM256 196H253V197L256 198ZM263 196H264V195H263ZM263 196H260V197H263ZM135 197H136V196H135ZM184 197H185V196H184ZM212 197H213V196H212ZM246 197H247V196H246ZM246 197H245V198H246ZM236 198H237V197H236ZM245 198H244V199H245ZM255 198H254V200H255ZM257 198H258V197H257ZM138 199H139V198H138ZM150 199H151V198H150ZM220 199H221V198H220ZM239 199H241L240 201L242 202V204H243V202L245 203V201H246V202L249 201V199L246 200L247 198H246L245 201H244V199L242 198L241 195L239 196V198H238V200H237L238 203L240 202ZM251 199L253 200V198H251ZM251 199H250V200H251ZM260 201H261V200L259 199V202H260ZM262 201H263V200H262ZM202 202H203V201H202ZM229 202H230V201H229ZM259 202L257 201V203H259ZM153 203H154V202H153ZM249 203H251V201H250ZM249 203H248V205H249ZM255 203H256V202H254V204H252V205H256ZM262 203H263V202H262ZM108 204H109V202H108ZM125 204H126V203H125ZM218 204H219V203H218ZM226 204H227V203H226ZM149 205H150V204H149ZM244 205H245V204H244ZM248 205H247V206H248ZM259 205H261V204H259ZM259 205H258V206H259ZM142 206H143V205H142ZM240 206H241V207H244V206H242L241 204H240ZM258 206L256 205L255 207H258ZM144 207H145V206H144ZM144 207H143V208H144ZM45 208H46V207H45ZM252 208H253V210L255 209L254 206H253ZM258 208H259V207H258ZM260 208H261V207H260ZM101 209H102V208H101ZM227 209H228V208H227ZM242 209H245V208H242ZM247 209H248V207H247ZM76 210H78V209H76ZM126 210H127V209H126ZM232 210H233V209H232ZM257 210H258V209H257ZM82 211H83V210H82ZM104 211H105V210H104ZM128 211H129V210H128ZM245 211H247V210L245 209ZM259 211H260V210H259ZM259 211H258V212H259ZM75 212H77V211H75ZM125 212H126V211H125ZM243 212H244V210H243L242 212L240 211V213H241L242 215H243ZM248 212H249V209H248ZM248 212H247V213H248ZM253 212H255V210H254ZM261 212H262V211H261ZM127 213H128V212H127ZM226 213H227V212H226ZM240 213H238V215H240ZM247 213H246V214H247ZM259 213H260V212H259ZM104 214H105V212H104ZM250 214H251V213H250ZM250 214H249V216H250ZM253 214H254V213H252V215H253ZM255 214H256V213H255ZM260 214H261V213H260ZM78 215H79V214H78ZM107 215H108V214H107ZM225 215H226V214H225ZM238 215H236V216H238ZM109 216H110V215H109ZM247 216H248V215H247ZM253 216H254V215H253ZM260 216H261V215H260ZM260 216H259V217H260ZM79 217H80V216H79ZM123 217H124V216H123ZM185 217H186V216H185ZM256 217H257V215H256ZM46 218H47V217H46ZM233 218L236 220V217H233ZM239 218H240V217H239ZM243 218H244V217H241L240 219H243ZM250 218H251V217H250ZM254 218H255V217H254ZM260 218H261V217H260ZM262 218H263V217H262ZM222 219H223V218H222ZM245 219H247V217H246ZM263 219H264V218H263ZM263 219H262V220H263ZM249 220H250V219L248 218V221H249ZM244 221H245V220H244ZM244 221H243V222H244ZM255 221H257V220L255 219ZM263 221H264V220H263ZM102 222H103V221H102ZM106 222H107V221H106ZM221 222H222V221H221ZM246 222H247V221H246ZM79 223H80V222H79ZM121 223H122V222H121ZM238 223L240 224V221H238ZM241 223H242V222H241ZM244 223H245V222H244ZM250 223H253V222L250 221ZM260 223H261V222H260ZM95 224H96V223H95ZM99 224H100V223H99ZM106 224H107V223H106ZM110 224H111V223H110ZM116 224H117V223H116ZM124 224H125V223H124ZM131 224H133V223H131ZM131 224H130V226H132ZM234 224H235V223H234ZM247 224H248V223H247ZM262 224H263V222H262ZM83 225H84V224H83ZM226 225H227V224H226ZM241 225L244 226L243 223H242ZM255 225L257 226V224H254L253 226H255ZM70 226H71V225H70ZM121 226H122V225L120 224V227H121ZM124 226H125V225H124ZM243 226H242V227H243ZM246 226H247V225H246ZM256 226H255V228H256ZM258 226H259V225H258ZM85 227H86V226H85ZM240 227H241V226H239V225L237 224L236 232H235V235L233 236L234 240H233V238H232L231 240L228 239L229 235H228V237H227L226 234H225V235H222V234L219 235L220 238H219V237H218V238L220 239V241L217 242V249L219 250V252H221V251H225V255H226L227 252H229L230 249H231L232 247H235V245L237 244L236 237L239 236V235L241 236V235L243 234V229H242V230L239 229ZM36 228H37V227H36ZM96 228H97V226H96ZM123 228H124V227H123ZM132 228H133V227H132ZM228 228H229V226H228ZM228 228H227V229H228ZM243 228H244V227H243ZM130 229H131V228H130ZM219 229H220V228H219ZM223 229H224V228H223ZM224 230H225V229H224ZM246 230H247V229H246ZM246 230H244V231H246ZM97 231H98V230H97ZM123 231H125V230H123ZM131 231H132V230H131ZM133 231H134V230H133ZM252 231H254V230H252ZM121 232H122V231H121ZM224 232L227 233L226 231H224ZM249 232H250V231H249ZM249 232H248V234H250V235L253 234V232H252V234L249 233ZM69 233H70V232H69ZM122 233H123V232H122ZM124 233H125V232H124ZM124 233H123V234H124ZM230 233H231V232H230ZM82 234H83V233H82ZM102 234H104V233H102ZM118 234H119V233H118ZM228 234H229V233H228ZM255 234H256V233H255ZM94 235H95V234H94ZM126 235H127V234H126ZM101 236H102V235H101ZM115 236H116V235H115ZM119 236H120V235H119ZM123 236H124V235H123ZM224 236H225V237H224ZM240 236H239V237H240ZM252 236L254 237V235H252ZM252 236H251V238H252ZM72 237H73V235H72ZM239 237H238V238H239ZM102 238H104V237H102ZM238 238H237V239H238ZM214 239H215V238H214ZM240 239H242V238H240ZM240 239H239V240H240ZM243 239H244V238H243ZM100 240H101V239H100ZM104 240H105V239H104ZM233 241H234V242H233ZM67 242H68V241H67ZM72 242H73V241H72ZM74 242H75V241H74ZM114 242H115V241H114ZM122 242H123V241H122ZM97 243H98V242H97ZM118 243H119V242H118ZM76 244H77V243H76ZM124 245H125V244H124ZM240 245H241V243H240ZM247 245H248V244H247ZM84 246H85V245H84ZM115 246H116V245H115ZM117 246H118V244H117ZM119 246H121V245H119ZM208 246H209V245H208ZM238 246H239V245H238ZM70 248H72V247H70ZM90 248H91V247H90ZM99 248H100V247H99ZM116 248H117V247H116ZM240 248H241V247H240ZM79 250H81V249H79ZM98 250H99V249H98ZM218 250H217L216 254H219ZM95 251H97V249H96ZM116 251H117V249H116ZM66 252H67V251H66ZM76 252H77V251H76ZM88 253H89V252H88ZM114 253H115V252H114ZM246 253H247V252H246ZM90 254H91V252H90ZM97 254H98V253H97ZM100 254H101V253H100ZM105 254H106V253H105ZM108 254H109V253H108ZM108 254H107V255H108ZM115 255H116V254H115ZM89 256H90V255H89ZM92 256H93V255H92ZM203 256H204V255H203ZM220 256H221V255H220ZM220 256H219V257H220ZM29 257H30V256H29ZM65 257H66V256H65ZM90 257H91V256H90ZM98 257H99V256H98ZM112 257H113V255H112ZM244 257H245V256H244ZM92 258H93V257H91V261H92ZM106 258H107V257H106ZM88 259H89V258H88ZM102 259H103V258H102ZM245 259H246V258H245ZM95 260H96V258H95ZM212 260H213V259H212ZM101 261H102V260H101ZM109 261H110V260H109ZM213 261H214V260H213ZM27 262H28V261H27ZM247 262H248V261H247ZM252 262H253V260H252ZM256 262H257V261H256ZM28 263H29V262H28ZM31 263H32V262H31ZM98 263H99V261H98ZM101 263H102V262H101ZM253 263H254V262H253ZM32 264H33V263H32ZM88 264H89V263H88ZM91 264H93V263H91ZM95 264H96V263H95ZM102 264H103V263H102ZM104 264H105V263H104ZM206 264H207V263H206ZM212 264H213V263H212Z\"/></svg>",
  "mask_w": 264,
  "mask_h": 264
}]
</instances>
